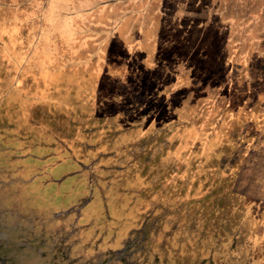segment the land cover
<instances>
[{
	"label": "rangeland",
	"instance_id": "1",
	"mask_svg": "<svg viewBox=\"0 0 264 264\" xmlns=\"http://www.w3.org/2000/svg\"><path fill=\"white\" fill-rule=\"evenodd\" d=\"M1 152L33 202L92 187L97 223L165 207L209 222L172 247L264 264V0H0Z\"/></svg>",
	"mask_w": 264,
	"mask_h": 264
},
{
	"label": "flooded vegetation",
	"instance_id": "2",
	"mask_svg": "<svg viewBox=\"0 0 264 264\" xmlns=\"http://www.w3.org/2000/svg\"><path fill=\"white\" fill-rule=\"evenodd\" d=\"M168 132L164 128L154 136L151 134L144 145L156 139L164 142ZM156 146L148 148L145 159L158 158L154 153ZM2 153L0 264H219L216 251L220 249L202 251L200 238L198 244L193 247L187 244L185 250H181L184 239H177V248L171 246L174 235L178 233L182 234L180 238L203 236L209 227L207 220L172 219L167 221L168 228L164 229V216L169 208L164 207L162 211L154 213L155 207H152L144 217L127 223L124 230L122 224H110L108 220L97 223L89 217V211L85 212L93 198L92 187L69 202L46 199V202H33V194L20 186L25 180L6 169L13 166L16 158ZM177 156L174 154L175 159H170L172 164L186 168V162ZM215 162L212 163L215 171L222 172L225 163L220 170ZM171 177H162L158 185L170 190L169 184L172 183L168 180ZM182 181L185 187L186 180Z\"/></svg>",
	"mask_w": 264,
	"mask_h": 264
}]
</instances>
